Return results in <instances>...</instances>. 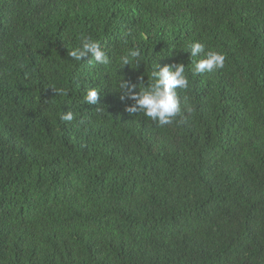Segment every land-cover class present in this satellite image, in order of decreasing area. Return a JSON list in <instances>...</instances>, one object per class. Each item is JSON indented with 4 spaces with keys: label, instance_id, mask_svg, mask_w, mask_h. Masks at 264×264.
Wrapping results in <instances>:
<instances>
[{
    "label": "trees",
    "instance_id": "obj_1",
    "mask_svg": "<svg viewBox=\"0 0 264 264\" xmlns=\"http://www.w3.org/2000/svg\"><path fill=\"white\" fill-rule=\"evenodd\" d=\"M156 62L189 81L165 126L119 89ZM0 264H264V0H0Z\"/></svg>",
    "mask_w": 264,
    "mask_h": 264
},
{
    "label": "clouds",
    "instance_id": "obj_2",
    "mask_svg": "<svg viewBox=\"0 0 264 264\" xmlns=\"http://www.w3.org/2000/svg\"><path fill=\"white\" fill-rule=\"evenodd\" d=\"M190 58H197L203 54L204 58L198 59L192 69L194 74L210 73L223 68L225 57L218 53L209 51L205 53L201 43H193L188 52ZM169 53L168 56H171ZM68 56L75 61H83L91 58L97 64L107 65L109 58L101 50L99 42L90 39L81 41V46L68 52ZM130 56L138 59L141 56L139 50L131 51ZM130 60L127 56L121 58L122 65H128ZM183 63L164 64L161 66L156 62L152 66V83L150 86L140 88L141 84H132L127 80L120 82L119 89L121 100L127 99L133 103L125 108L129 116L143 113L145 117L151 119L159 126L170 125L176 118L180 110V102L177 89H186L189 85L185 74ZM56 94H64V89H53ZM84 103L87 105H97L98 92L95 88H89L84 96ZM63 121L71 122L74 119L72 112L61 115Z\"/></svg>",
    "mask_w": 264,
    "mask_h": 264
}]
</instances>
